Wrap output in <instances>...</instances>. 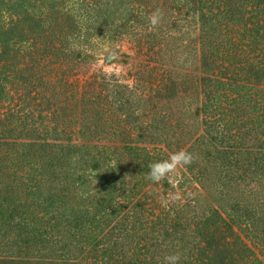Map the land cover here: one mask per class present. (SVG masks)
<instances>
[{
    "label": "trees",
    "instance_id": "obj_1",
    "mask_svg": "<svg viewBox=\"0 0 264 264\" xmlns=\"http://www.w3.org/2000/svg\"><path fill=\"white\" fill-rule=\"evenodd\" d=\"M151 1L192 20L191 54L177 63L180 18L149 22L130 85L69 81L63 26L23 52V19L0 22V64L33 70L0 101V264H264V0ZM180 149L200 192L156 198L148 164Z\"/></svg>",
    "mask_w": 264,
    "mask_h": 264
},
{
    "label": "rangeland",
    "instance_id": "obj_2",
    "mask_svg": "<svg viewBox=\"0 0 264 264\" xmlns=\"http://www.w3.org/2000/svg\"><path fill=\"white\" fill-rule=\"evenodd\" d=\"M181 1L176 0L172 7L180 6ZM0 3V22L3 23L2 26H6L7 30L11 32L10 29L14 30L17 26L15 23L9 24L11 20L23 19V26L21 22L18 23L23 27V34L19 32V28L12 34L8 32L11 37L22 35L23 43L11 40V46L18 47L23 52L29 48V41L35 36L40 37V41L43 43L40 49H43L50 39L58 35L59 28L64 27L61 35H64L65 38L57 43L58 49H62L68 54L79 53L81 55L78 58H73L69 63L72 70L66 68L73 72L71 74L73 76L67 79L69 81L76 79L79 83L91 75L105 74L120 84L130 85L139 62L136 40L141 37L140 35L150 33L146 25L150 22V15L154 12L151 9V0H23V12L12 6L7 0H0ZM11 12L13 13L11 14ZM15 13L20 14L14 16ZM169 14L181 20L185 18L182 15L179 16L177 11L169 10L167 17H162L159 23L168 21V25H170ZM187 18L191 17L187 16ZM70 24H75V28L70 30V27H67ZM181 25L183 27L179 31L170 32L179 38L175 44H172V47L176 49L178 64L183 59L186 61L188 55L191 54L181 45L193 35L194 30L192 20L189 22L188 28L185 20L181 21ZM35 32L37 35L34 36ZM46 66L41 69L40 73L53 75L56 71L52 69L53 65L46 63ZM15 67L13 65L4 67L0 64L1 103L11 98L17 102L18 88L23 91V78L33 73V70H29L27 73L19 72L15 70ZM62 72L61 69L57 78L64 75ZM105 120L107 123L104 124L103 130L105 133L111 132L115 120L111 119L108 114ZM111 140L106 143H112ZM114 142L120 143L116 140ZM149 147H153V145ZM169 154L171 153L166 151L161 160L167 159ZM166 181L168 182L167 188H163L161 182L150 183V190L156 193V198L165 197L167 200H173V195L180 197L200 192L196 181L184 168L178 170L174 179H166Z\"/></svg>",
    "mask_w": 264,
    "mask_h": 264
},
{
    "label": "clouds",
    "instance_id": "obj_3",
    "mask_svg": "<svg viewBox=\"0 0 264 264\" xmlns=\"http://www.w3.org/2000/svg\"><path fill=\"white\" fill-rule=\"evenodd\" d=\"M162 13L159 9L155 10L150 15V24L155 27L160 19ZM194 161L193 154L185 149H180L168 155L167 159L158 160L148 164L147 179L153 183H160L165 179H174L177 176L180 168L191 165ZM178 183V182H177ZM173 199H179L178 196L173 195ZM167 200H165V206ZM181 255L173 253L164 257V264H180Z\"/></svg>",
    "mask_w": 264,
    "mask_h": 264
}]
</instances>
